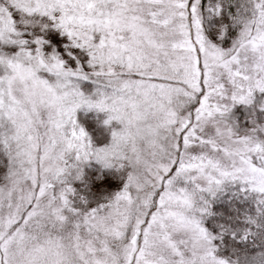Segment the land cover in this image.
Segmentation results:
<instances>
[{
  "label": "snow or ice",
  "instance_id": "obj_1",
  "mask_svg": "<svg viewBox=\"0 0 264 264\" xmlns=\"http://www.w3.org/2000/svg\"><path fill=\"white\" fill-rule=\"evenodd\" d=\"M0 264H264V0H0Z\"/></svg>",
  "mask_w": 264,
  "mask_h": 264
},
{
  "label": "rangeland",
  "instance_id": "obj_2",
  "mask_svg": "<svg viewBox=\"0 0 264 264\" xmlns=\"http://www.w3.org/2000/svg\"><path fill=\"white\" fill-rule=\"evenodd\" d=\"M81 115V122L84 124V126L90 131L94 132L95 130V120L92 118L91 114L88 117H84L83 114ZM103 117H101L102 119Z\"/></svg>",
  "mask_w": 264,
  "mask_h": 264
}]
</instances>
